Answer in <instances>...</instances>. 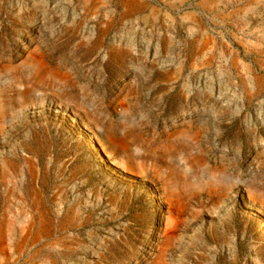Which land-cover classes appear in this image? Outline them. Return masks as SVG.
<instances>
[{
    "label": "rangeland",
    "instance_id": "rangeland-1",
    "mask_svg": "<svg viewBox=\"0 0 264 264\" xmlns=\"http://www.w3.org/2000/svg\"><path fill=\"white\" fill-rule=\"evenodd\" d=\"M0 264H264V0H0Z\"/></svg>",
    "mask_w": 264,
    "mask_h": 264
},
{
    "label": "bare ground",
    "instance_id": "bare-ground-1",
    "mask_svg": "<svg viewBox=\"0 0 264 264\" xmlns=\"http://www.w3.org/2000/svg\"><path fill=\"white\" fill-rule=\"evenodd\" d=\"M119 144H121V143L119 142Z\"/></svg>",
    "mask_w": 264,
    "mask_h": 264
}]
</instances>
